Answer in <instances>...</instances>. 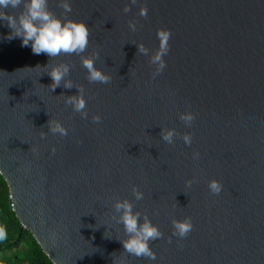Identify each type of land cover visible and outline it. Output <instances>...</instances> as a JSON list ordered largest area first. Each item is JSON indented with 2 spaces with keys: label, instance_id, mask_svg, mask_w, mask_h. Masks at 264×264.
<instances>
[{
  "label": "water",
  "instance_id": "obj_1",
  "mask_svg": "<svg viewBox=\"0 0 264 264\" xmlns=\"http://www.w3.org/2000/svg\"><path fill=\"white\" fill-rule=\"evenodd\" d=\"M130 2L70 0L65 15L49 0L61 19L86 22L82 55L99 53L107 84L89 82L75 54L45 67L51 58L9 40L0 21V174L16 218L52 264H264V0H137L125 12ZM160 29L171 38L154 78ZM60 63L72 66L74 86L52 92L47 73ZM81 87L86 118L66 103ZM184 112L194 113L191 126ZM50 119L68 135L52 134ZM162 129L176 130L173 144ZM125 198L163 233L150 243L155 260L124 251L113 216ZM185 218L193 229L181 239L172 221Z\"/></svg>",
  "mask_w": 264,
  "mask_h": 264
},
{
  "label": "clouds",
  "instance_id": "obj_2",
  "mask_svg": "<svg viewBox=\"0 0 264 264\" xmlns=\"http://www.w3.org/2000/svg\"><path fill=\"white\" fill-rule=\"evenodd\" d=\"M137 0H131L130 4L124 8L125 12L131 10V6L136 4ZM58 6L64 10L65 15L72 11L70 0H59ZM11 9V11H10ZM19 12L17 13V11ZM139 15L146 17L147 9L141 8ZM0 21H6L7 27L11 29L9 40L14 38H22V46H31L32 52L36 55L46 54L51 59L45 66H49L50 62L61 55H77L81 57L82 66L87 70V79L89 82H99L107 84L110 82V75L96 67V59L99 53L93 56L82 55L86 52L89 43L90 28L86 22H77L72 19H61L56 16L49 7V0H0ZM129 27L136 31L135 21H129ZM157 37L160 41L159 49L151 54L149 63L156 65V71L153 77L161 74L166 67L163 59L169 52V40L171 38L170 30L160 29L157 31ZM138 52L144 55H149L150 50L143 44L138 45ZM71 65L60 63L53 66L47 73L51 79L50 87L52 92L57 87L71 89L74 84L71 80H67L71 74ZM79 94L66 96V103L73 107V110L80 113L82 117H87L86 99L83 95V88H78ZM180 120L186 126H191L195 120L194 113L184 112L180 114ZM101 117L99 115L93 117V122L99 123ZM48 129L52 134H59L61 137L68 135V130L59 121H48ZM175 129H162L161 137L163 141L173 144L177 137ZM44 138V133L41 134ZM184 143L188 146L192 144V136L190 133H185L181 136ZM55 151V150H53ZM195 159L199 158V153H194ZM194 181H187L190 187ZM208 188L214 195H219L223 189V185L218 180H211ZM133 195L137 201L144 198V193L137 186L132 187ZM115 213L113 219L118 224H122L126 239L121 240L124 251L135 257H145L152 260L156 259V253L153 251L150 243L163 238V233L159 227L152 223L149 217L144 214L141 222L142 214L134 210V204L129 199L116 200L114 203ZM173 235L178 238H187L188 234L193 229L191 218L183 220L174 219L172 221ZM5 230L0 227V240L5 238Z\"/></svg>",
  "mask_w": 264,
  "mask_h": 264
},
{
  "label": "trees",
  "instance_id": "obj_3",
  "mask_svg": "<svg viewBox=\"0 0 264 264\" xmlns=\"http://www.w3.org/2000/svg\"><path fill=\"white\" fill-rule=\"evenodd\" d=\"M0 227L5 238L0 240V264H52L33 238L24 230L12 210L9 189L0 174Z\"/></svg>",
  "mask_w": 264,
  "mask_h": 264
}]
</instances>
